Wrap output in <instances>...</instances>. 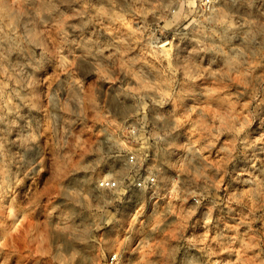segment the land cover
Segmentation results:
<instances>
[{
	"label": "clouds",
	"instance_id": "clouds-1",
	"mask_svg": "<svg viewBox=\"0 0 264 264\" xmlns=\"http://www.w3.org/2000/svg\"><path fill=\"white\" fill-rule=\"evenodd\" d=\"M0 264H264V0H0Z\"/></svg>",
	"mask_w": 264,
	"mask_h": 264
}]
</instances>
